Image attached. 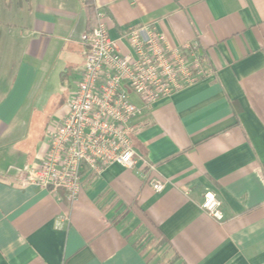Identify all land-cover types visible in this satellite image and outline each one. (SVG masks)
<instances>
[{"label": "crops", "instance_id": "0c3cea01", "mask_svg": "<svg viewBox=\"0 0 264 264\" xmlns=\"http://www.w3.org/2000/svg\"><path fill=\"white\" fill-rule=\"evenodd\" d=\"M92 9L122 52L129 27L197 43L206 75L136 119L149 167L84 174L69 203L23 180L47 150L39 91L79 80ZM0 264H264V0H0Z\"/></svg>", "mask_w": 264, "mask_h": 264}, {"label": "built area", "instance_id": "2783aa9c", "mask_svg": "<svg viewBox=\"0 0 264 264\" xmlns=\"http://www.w3.org/2000/svg\"><path fill=\"white\" fill-rule=\"evenodd\" d=\"M103 18L95 10V26L81 38L84 62L66 114L48 127L46 153L23 180L51 192L63 190L69 203L78 198L84 174L99 177L111 165L149 167L132 147L136 119L206 75L197 43L171 47L154 30L143 36L139 27H129L124 35L128 50L122 52ZM151 185L156 192L164 189L159 181ZM200 209L222 220L214 193L204 194Z\"/></svg>", "mask_w": 264, "mask_h": 264}, {"label": "rangeland", "instance_id": "374dc122", "mask_svg": "<svg viewBox=\"0 0 264 264\" xmlns=\"http://www.w3.org/2000/svg\"><path fill=\"white\" fill-rule=\"evenodd\" d=\"M77 82V78H68L62 86L60 85L59 80H50L48 84L41 91H39L37 101V109L41 114L39 122L46 120L48 127L51 126L53 122H55L52 114L56 110V108H58L57 104L59 103V100L62 98L69 99L68 96L71 91L74 90Z\"/></svg>", "mask_w": 264, "mask_h": 264}, {"label": "trees", "instance_id": "16d2710c", "mask_svg": "<svg viewBox=\"0 0 264 264\" xmlns=\"http://www.w3.org/2000/svg\"><path fill=\"white\" fill-rule=\"evenodd\" d=\"M91 11H92L93 19H94V21H95V10L92 9ZM94 26H95V25H94ZM94 26H93V27H94Z\"/></svg>", "mask_w": 264, "mask_h": 264}]
</instances>
